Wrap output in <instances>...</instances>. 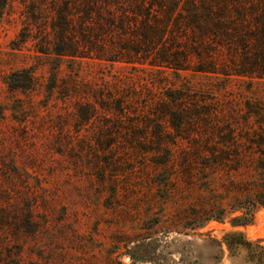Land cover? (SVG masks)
Returning <instances> with one entry per match:
<instances>
[{
	"label": "rangeland",
	"instance_id": "obj_1",
	"mask_svg": "<svg viewBox=\"0 0 264 264\" xmlns=\"http://www.w3.org/2000/svg\"><path fill=\"white\" fill-rule=\"evenodd\" d=\"M261 177L264 0L2 4L0 264H252Z\"/></svg>",
	"mask_w": 264,
	"mask_h": 264
},
{
	"label": "trees",
	"instance_id": "obj_2",
	"mask_svg": "<svg viewBox=\"0 0 264 264\" xmlns=\"http://www.w3.org/2000/svg\"><path fill=\"white\" fill-rule=\"evenodd\" d=\"M5 0H0L1 6ZM29 80V77L26 76ZM16 79V78H15ZM14 81V80H13ZM11 84V87H24L22 84ZM263 167V166H262ZM251 193L244 198L242 202H237L235 207H244L245 212L242 216H235L231 219L233 226L247 225L251 223L253 218V210L258 207H264V177L257 179L251 187ZM243 204L245 206H243ZM213 217L214 219H221V216H206L205 220ZM222 243L231 254L238 251H243L244 258L247 262L252 264H264V237H256L253 239L247 238L241 231H231L225 233L222 237Z\"/></svg>",
	"mask_w": 264,
	"mask_h": 264
}]
</instances>
